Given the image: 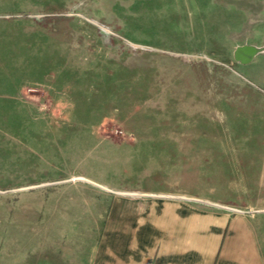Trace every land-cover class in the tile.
<instances>
[{
    "label": "rangeland",
    "instance_id": "374dc122",
    "mask_svg": "<svg viewBox=\"0 0 264 264\" xmlns=\"http://www.w3.org/2000/svg\"><path fill=\"white\" fill-rule=\"evenodd\" d=\"M242 44L264 0H0V264L88 260L115 189L264 209V51Z\"/></svg>",
    "mask_w": 264,
    "mask_h": 264
},
{
    "label": "crops",
    "instance_id": "0c3cea01",
    "mask_svg": "<svg viewBox=\"0 0 264 264\" xmlns=\"http://www.w3.org/2000/svg\"><path fill=\"white\" fill-rule=\"evenodd\" d=\"M115 191L93 216L90 258L73 264H264V209H227L174 184Z\"/></svg>",
    "mask_w": 264,
    "mask_h": 264
},
{
    "label": "water",
    "instance_id": "95a60500",
    "mask_svg": "<svg viewBox=\"0 0 264 264\" xmlns=\"http://www.w3.org/2000/svg\"><path fill=\"white\" fill-rule=\"evenodd\" d=\"M263 51H264V46H257V45H252V44H242L235 48L234 59L241 64H249L254 60V58L258 54H260ZM215 205L238 211V209L229 207L226 205H221V204H215Z\"/></svg>",
    "mask_w": 264,
    "mask_h": 264
},
{
    "label": "trees",
    "instance_id": "16d2710c",
    "mask_svg": "<svg viewBox=\"0 0 264 264\" xmlns=\"http://www.w3.org/2000/svg\"><path fill=\"white\" fill-rule=\"evenodd\" d=\"M202 71H203L204 75H207L208 73H210L208 70H204V68H203ZM203 73H202V74H203ZM208 75H209V74H208Z\"/></svg>",
    "mask_w": 264,
    "mask_h": 264
}]
</instances>
